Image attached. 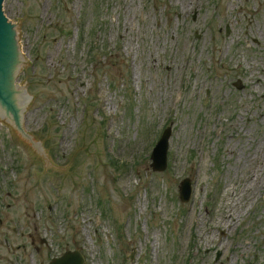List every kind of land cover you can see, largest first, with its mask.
<instances>
[{
    "label": "rangeland",
    "instance_id": "obj_1",
    "mask_svg": "<svg viewBox=\"0 0 264 264\" xmlns=\"http://www.w3.org/2000/svg\"><path fill=\"white\" fill-rule=\"evenodd\" d=\"M3 11L24 45V135L53 166L0 121V264L68 251L86 264H264L251 184L264 177V0H5Z\"/></svg>",
    "mask_w": 264,
    "mask_h": 264
},
{
    "label": "water",
    "instance_id": "obj_2",
    "mask_svg": "<svg viewBox=\"0 0 264 264\" xmlns=\"http://www.w3.org/2000/svg\"><path fill=\"white\" fill-rule=\"evenodd\" d=\"M3 2L4 0H0V121L9 124L11 135L20 137V144L40 154L42 166H53L47 164L39 141H30V135H24L22 114H26L23 111L26 103L22 84H13L14 87H11V81L14 82L18 67L24 66V45L19 46L20 51H18L15 31L12 28L15 26L16 30V21H10L11 23L6 21L2 12ZM170 135L171 129L168 128L154 150L152 156L154 171L164 172L167 169ZM261 157L264 163V153ZM255 183H259V197H264V177L251 184ZM191 193V181L187 179L181 185V200L188 202ZM84 262L79 252H70L51 264H84Z\"/></svg>",
    "mask_w": 264,
    "mask_h": 264
},
{
    "label": "bare ground",
    "instance_id": "obj_3",
    "mask_svg": "<svg viewBox=\"0 0 264 264\" xmlns=\"http://www.w3.org/2000/svg\"><path fill=\"white\" fill-rule=\"evenodd\" d=\"M16 45L18 44L19 45V42H18V37H16ZM24 61H25V57H24ZM19 69H20V66L18 67V70H17V73H16V76H15V78L17 77V74H18V71H19ZM16 82H15V79H14V82H13V84H15Z\"/></svg>",
    "mask_w": 264,
    "mask_h": 264
}]
</instances>
